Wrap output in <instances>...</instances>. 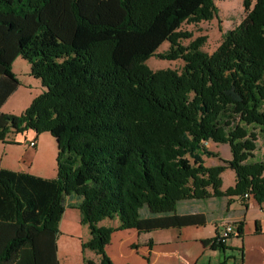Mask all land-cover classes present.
Here are the masks:
<instances>
[{"label": "trees", "instance_id": "1", "mask_svg": "<svg viewBox=\"0 0 264 264\" xmlns=\"http://www.w3.org/2000/svg\"><path fill=\"white\" fill-rule=\"evenodd\" d=\"M241 5L244 14L207 52L204 35L184 44L190 33L178 27L210 19L214 0H0V105L19 83L16 56L43 86L19 113L0 110V140L47 131L56 167L43 177L0 166V222L14 226L0 264H58L65 207L78 209L89 233L81 247L99 257L81 264H134L105 252L115 228L204 223V213L181 210L187 200L246 192L264 201V155L254 158L256 138L264 141V0ZM150 55L182 64L151 69ZM207 140L226 143L230 156L204 164L203 155H218ZM226 167L234 179L222 189ZM113 216L115 227L97 223ZM233 222L240 235L241 220ZM201 241L227 247L217 234Z\"/></svg>", "mask_w": 264, "mask_h": 264}, {"label": "crops", "instance_id": "2", "mask_svg": "<svg viewBox=\"0 0 264 264\" xmlns=\"http://www.w3.org/2000/svg\"><path fill=\"white\" fill-rule=\"evenodd\" d=\"M30 80L38 87L40 92L42 85L39 78L33 77ZM36 94H30L27 98H24L21 110ZM42 132L35 133L29 129L25 130V137L23 138L25 148L23 154L18 158L19 168L10 169L27 171L24 165L29 163L28 166H30L32 157L39 152V149L37 150L35 141L34 145L30 146L26 143V140L33 136L36 137ZM262 143L260 157L264 155L263 140ZM0 166L9 168L1 163ZM222 171L220 172V186L223 189L228 185H232L234 176L233 173H229L228 181L223 184ZM44 175L40 176L47 177ZM180 208L183 211L202 212L206 215L207 220L202 224L169 226L141 232H137L136 229L131 227L115 228L110 233L109 241L104 246L105 252L114 263L201 264L214 262V255L219 257L220 253L210 244H203L201 239L218 234L224 224L228 222L241 220V234L230 235L226 238L224 244L230 248V253L241 254V264H264V201L257 202L252 196H248L243 200L233 196L208 197L204 200L183 201ZM111 219L113 220L112 224L104 225L115 227L118 219L116 220L115 217H111ZM11 228V224L0 222V249L6 239L14 233V230L10 231ZM88 236L87 229V232L84 233V237H86L84 240ZM148 243H150V246H148ZM223 256L224 254L221 255V257ZM83 258H90L96 263L99 257L95 253L88 256L83 254L77 264H81ZM220 259L218 258V260Z\"/></svg>", "mask_w": 264, "mask_h": 264}, {"label": "rangeland", "instance_id": "3", "mask_svg": "<svg viewBox=\"0 0 264 264\" xmlns=\"http://www.w3.org/2000/svg\"><path fill=\"white\" fill-rule=\"evenodd\" d=\"M216 5V13L210 19H203L196 22L182 21L178 28L188 31L190 35L188 37L181 38L182 43H187L190 39L204 35L201 48L207 52H210L219 42L222 30L232 27L244 14L242 9L241 0H214ZM168 45L166 40H163L155 49V51H163ZM145 64L151 69L171 67L178 69L182 64V60L179 58L166 59L160 58L156 55H150L144 60ZM11 69L15 72L19 79V85L12 91L1 104L0 110L4 112L19 113L21 106L24 103V98H27L30 94H36L39 92L38 87L30 80L34 76L29 73V63L27 60L20 56H16L11 62ZM39 81V80H38ZM43 86L41 87L42 90ZM40 90V91H41ZM6 140H0V163L8 166L9 168H19L18 158L23 154L25 144L23 138L25 137V131L21 132H8ZM34 141L37 144L36 153L29 163L24 165L27 172L44 175L51 177L55 175V141L51 134L48 132H42L36 137L33 136ZM206 146L208 149L215 151L218 155H203L204 164H214L222 162L219 156L226 158L230 156L228 146L226 143H217L211 140H207ZM263 146L261 138H256V147L254 149V158H259L261 154V148ZM233 173L228 167L222 171L223 184L228 181V174ZM79 211L75 207H65L58 224V233L56 237V254L58 264H77L80 257L94 255V251L89 248H82L81 242L85 241L84 233L87 232V226L83 225L79 220ZM117 220V216H113ZM61 222V223H60ZM111 217H104L100 219L98 224H112ZM12 228L10 231L14 230ZM82 250V251H81ZM220 253L219 257L214 255V262L218 258H223L230 253V248L226 247L224 252L217 249ZM96 254V253H95ZM224 254L223 257L221 255ZM235 255L233 264H238L239 255ZM90 259V258H89Z\"/></svg>", "mask_w": 264, "mask_h": 264}, {"label": "built area", "instance_id": "4", "mask_svg": "<svg viewBox=\"0 0 264 264\" xmlns=\"http://www.w3.org/2000/svg\"><path fill=\"white\" fill-rule=\"evenodd\" d=\"M26 143L30 146H33L34 145L33 137L27 139ZM243 197H248V194L244 192ZM235 232H236V226L235 223L232 221L224 224V226L222 227L221 231L217 234V236L220 241L225 242L226 238H228L230 235H234Z\"/></svg>", "mask_w": 264, "mask_h": 264}, {"label": "water", "instance_id": "5", "mask_svg": "<svg viewBox=\"0 0 264 264\" xmlns=\"http://www.w3.org/2000/svg\"><path fill=\"white\" fill-rule=\"evenodd\" d=\"M231 259H229L228 261H230Z\"/></svg>", "mask_w": 264, "mask_h": 264}]
</instances>
